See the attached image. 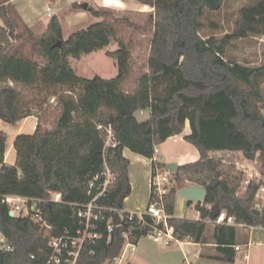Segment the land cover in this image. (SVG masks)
<instances>
[{
	"label": "trees",
	"instance_id": "1",
	"mask_svg": "<svg viewBox=\"0 0 264 264\" xmlns=\"http://www.w3.org/2000/svg\"><path fill=\"white\" fill-rule=\"evenodd\" d=\"M139 1L153 9L146 19L153 33L147 62L135 70L131 41L119 39L118 28L128 23L138 30L147 24L120 16L114 8L89 4L86 9L98 20L67 38L57 15L51 16L41 34L23 26L32 42V55L42 63L26 55L21 45L14 46L9 32H16L12 18L16 11L10 0H0V118L14 125L32 115L38 118L34 133L16 136L14 164L5 161L8 136L0 130V230L15 248L6 253L5 264H41L48 258L50 245L44 229L27 218L12 216L2 196L48 198L60 192L62 201L46 204L45 211L53 212L55 232L70 225L76 207L69 203L89 198V178L103 164L108 127L117 143L107 155L116 180L102 198L104 204L124 209L132 193L126 148L153 159L155 173L168 168L154 159L155 146L182 134L189 125L184 139L195 145L200 158L172 172L174 184L163 197L175 237L198 243L212 239L216 257L234 262L235 246L247 244V236H241L240 227L225 224H214L209 236V219L214 217L204 205L218 204L220 211L226 210L238 222L264 228V209L260 213L254 209L257 180L243 188L246 173L237 167L238 155L256 152L264 175V63L250 66L225 57L233 40L264 36V0L243 6L234 30L222 38L203 37L200 30L206 11L220 10L224 0ZM22 36L17 33L15 38ZM113 40L118 48L105 53L115 59V76L87 78L77 73L71 57L80 59ZM52 99L54 110L46 113L44 106ZM145 109L150 110L151 119L140 123L134 114ZM181 172L189 182L206 188L203 202L188 200L202 208L201 219L175 215ZM212 180H217L216 185L208 187ZM124 229L116 227L110 242L105 232L96 245L83 250L79 264L111 263L108 250ZM148 233L142 228L131 234V241L136 244Z\"/></svg>",
	"mask_w": 264,
	"mask_h": 264
},
{
	"label": "built area",
	"instance_id": "2",
	"mask_svg": "<svg viewBox=\"0 0 264 264\" xmlns=\"http://www.w3.org/2000/svg\"><path fill=\"white\" fill-rule=\"evenodd\" d=\"M49 16L52 14L49 13ZM107 139L103 149V164L101 169L89 178L88 196L83 202H71L76 207L71 215L72 223L62 230L55 232L52 223L48 221V212L45 211V205L51 202H61L60 192L52 193L48 198H34L19 194H8L2 196V203L7 205L9 213L15 217H23L31 220L36 225L44 229L49 237L50 253L45 262L41 264H79L81 254L87 246H94L105 234H108V240L114 234L116 227H124V243L121 251L117 253L114 260L117 264H123L126 252H133L134 243L131 241V227L144 228L148 225L153 230L148 231L154 242L165 246L173 242H181L174 235V229L169 223L170 215L166 212L163 205V197L169 192L174 184L173 173L169 168L157 169L151 182L150 200L147 207L143 210H124L108 206L102 202V198L109 192L116 180V174L112 170L108 160L109 147L117 145L113 137L111 127L107 129ZM160 152L159 145L155 146L154 155ZM238 163V162H237ZM238 169L246 173L243 182V188H246L252 179H256L258 188L254 198V209L260 212L264 209V175L259 170L254 173L248 172L243 166L237 164ZM213 205L206 204L204 209L213 211ZM115 214H119L120 224L113 223ZM196 219L202 218V208H196ZM213 224L235 225L243 228H262L261 226H247L238 222L233 215H229L226 210H221L217 218L209 219ZM184 241V240H183ZM237 251L242 250L240 245L235 246ZM14 245L8 236L0 230V254L12 252ZM248 249L244 252L245 259L249 258ZM35 258V254L31 255ZM113 260V261H114Z\"/></svg>",
	"mask_w": 264,
	"mask_h": 264
},
{
	"label": "crops",
	"instance_id": "3",
	"mask_svg": "<svg viewBox=\"0 0 264 264\" xmlns=\"http://www.w3.org/2000/svg\"><path fill=\"white\" fill-rule=\"evenodd\" d=\"M84 2H88L93 6L111 7L118 11L129 12L130 14H135L146 19L148 17V14L153 10L152 7L147 4L141 3L139 0H10V3H12L15 8L16 16L21 25L27 26L35 34H41L46 30L48 21L51 18V16H49V13L52 15H57L62 24L64 38H67L72 32L76 31L77 29L85 27L98 20V18L94 17L87 9L83 7H74L73 5L75 3L83 4ZM37 120L38 118L36 117V115H32L18 122L16 125L20 126V128L17 131L16 136L20 134L21 130L26 129H28L27 134L34 133L38 122ZM188 127L189 125H187L186 129H188ZM186 129L182 134L172 136L164 143L160 144V152L157 156L154 157V159L165 162L167 164L175 162L178 165H183L198 160L200 158L199 150L195 147V145L187 142L184 139V135L190 132V128L188 130ZM12 143H15V139ZM176 145L179 148H182L184 152L175 153V150L173 148ZM187 153H191V157H188ZM124 156H126L130 160L129 176L132 185V193L125 200L124 210H143L147 207L150 200L151 182L153 178V159L143 157L127 148L124 150ZM5 161L10 164L15 163L9 160L7 143ZM138 163L142 167V170L141 167H139V171L136 174L134 167H136ZM142 178L146 182L145 186L140 187L142 196H140L141 198L137 197L136 201L132 203L130 202V198L135 194V189L137 191L136 187L138 180H141ZM186 182L187 183L185 185H182L180 189L185 188L186 186L193 185V183L189 182L187 179ZM179 201L176 200L175 215L177 217L187 218L186 210L180 213L177 212V203ZM185 201L190 206L188 199H186ZM181 207L182 204L180 208ZM213 228V226L209 227V236H212ZM240 228L241 235L247 234L248 243L245 245H240L242 247V250L238 251L236 260L234 262L216 257L217 245L212 239H210L209 242L205 243L184 240L181 242H173L171 245L165 246L163 244L154 242L149 234H146L147 236L143 235L138 239L134 247L135 250H133V252L131 253V257L129 258L128 262H131L132 264H249V260L251 257L249 256L248 259H245L244 252L246 249H248V252L250 254V237L254 234L255 231L253 232L251 229L248 230V228ZM254 230H258V238H264V228H255Z\"/></svg>",
	"mask_w": 264,
	"mask_h": 264
},
{
	"label": "rangeland",
	"instance_id": "4",
	"mask_svg": "<svg viewBox=\"0 0 264 264\" xmlns=\"http://www.w3.org/2000/svg\"><path fill=\"white\" fill-rule=\"evenodd\" d=\"M256 1L257 0H224L223 6L220 10L218 11L207 10L205 15L202 17L204 26L200 30L201 35L203 37H209L211 35H215L219 38H222L225 34L231 33L234 30L235 21L237 19L239 10L243 6L252 4ZM119 15L120 16H130L133 22L138 23L143 26H145L146 24L148 25V27L137 30L133 26L129 25L128 23H122L118 28V38L119 39L122 38L127 42L131 41L132 50H133V60L135 63L134 68L136 70L138 64L145 65L147 62V58H148V54H149L150 46H151L153 25L148 23L146 18L139 17L138 15H135V14H130L129 12L119 11ZM12 18L16 25V32L14 33V36L17 33L23 35L22 37L18 39L15 38L14 40H12L14 43V46L21 45L22 50L25 52L26 55L31 56L35 60L43 63L44 60L39 59L32 55L31 53L32 42L26 36L24 27L21 25L20 21L18 20L17 16L14 13L12 14ZM116 48H118V43L116 40H113L106 48L95 51L91 54L82 55L80 59L71 57V64L76 69L77 73L83 77L92 78L96 74H99L103 77L111 78L117 74L118 68L115 64V59L107 56L105 52L106 50H114ZM225 57L228 59L239 60L250 66H259L263 64L264 63V36L250 35L248 37L233 40L227 46ZM128 86L129 87L131 86V81H129ZM263 92H264V84H263ZM55 103L56 101L52 99L48 104H46L44 106L45 112L46 113L52 112L54 110ZM261 106L263 108V114H264V100L262 101ZM48 125H51V124H48ZM19 128L20 126L8 123L5 120L0 118V130L5 131L8 135L7 150H8L9 160L12 162H15V159H16V149L12 142L14 141ZM20 133H28V129L21 130ZM173 149L175 150V153L184 152V150L182 148H179L177 145ZM187 155L188 157H191V153H187ZM257 158H258V153L254 160H251L245 155H238L237 164L238 166L243 165L248 170V172L254 173L256 170H259V162ZM139 167H141L139 163L136 165V167H134L136 174L139 171L138 170ZM141 170H142V167H141ZM138 183L136 187L137 191L135 189L134 191L135 194L132 195L130 198V202L132 203L136 201L137 197L141 198L140 196H142L141 195L142 192L140 191V187L146 185V182L143 178L141 180H138ZM186 183H187L186 178L184 176H181L177 180V184H176L177 189L180 190V187L182 185H185ZM176 200L177 201L180 200L177 203L178 213L186 210L187 218L196 217V208H197L196 203H193L192 205L189 206L185 201L186 199L179 194H177ZM181 204H182V207L180 208ZM209 225L210 227L211 226L214 227L213 223H209ZM248 230H250V228H248ZM251 230L255 232L250 237L251 245H250L249 255L251 258L249 260V264H264V238L263 239L258 238V230H254V229H251ZM241 236L243 237L245 235H241ZM243 238H246V237H243ZM131 253L132 252L130 251L126 252V256L123 259V264L128 263V260L131 257L130 256ZM117 263H118L117 260H114V261L111 260V263L106 262L105 264H117Z\"/></svg>",
	"mask_w": 264,
	"mask_h": 264
},
{
	"label": "water",
	"instance_id": "5",
	"mask_svg": "<svg viewBox=\"0 0 264 264\" xmlns=\"http://www.w3.org/2000/svg\"><path fill=\"white\" fill-rule=\"evenodd\" d=\"M89 5L88 2H84L83 3V8H87ZM11 39L14 40L15 36L13 34L12 31L9 32ZM56 45H60V42L56 43ZM135 118L140 122V123H144V122H148L151 119V112L149 109H145V110H138L137 112H135L134 114ZM257 153L253 152L251 154H247V157L250 158L251 160H254L256 158ZM179 165L175 162H171L168 164V168L172 171L175 172L178 170ZM181 176H185L184 172H181ZM217 183V180H212L208 187H214ZM178 194L183 196L184 198L194 201V202H203L205 200V196H206V188L202 185H198V184H193L190 186H186L185 188H182L178 191ZM255 212L260 213L259 210H255ZM220 213V207L218 204H215L213 207V219L217 218V216ZM12 215V212H11ZM48 221L52 222L53 221V212L51 210V208H49V212H48ZM113 223L115 225H119L120 222V218H119V214H115L114 216V220ZM140 228L137 227H131L130 231L132 233L139 231ZM145 230L146 231H151L153 230L152 227L146 225L145 226ZM124 243V238L121 234H117L115 242L112 244V246L109 248L108 250V257L110 260H114L117 253L121 250L122 245ZM0 264H5V254H0Z\"/></svg>",
	"mask_w": 264,
	"mask_h": 264
}]
</instances>
